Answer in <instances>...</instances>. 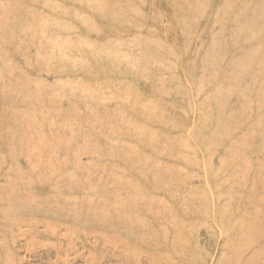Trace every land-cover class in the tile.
<instances>
[{"label": "rangeland", "instance_id": "374dc122", "mask_svg": "<svg viewBox=\"0 0 264 264\" xmlns=\"http://www.w3.org/2000/svg\"><path fill=\"white\" fill-rule=\"evenodd\" d=\"M0 264H264V0H0Z\"/></svg>", "mask_w": 264, "mask_h": 264}, {"label": "bare ground", "instance_id": "6f19581e", "mask_svg": "<svg viewBox=\"0 0 264 264\" xmlns=\"http://www.w3.org/2000/svg\"><path fill=\"white\" fill-rule=\"evenodd\" d=\"M33 201L35 202V199H33ZM55 206H54V210H56V209H60V208H66L67 206H64V205H61V203L59 202V201H55V204H54ZM68 208H69V206H68ZM23 248V247H22ZM24 250V249H23ZM19 251V250H18ZM38 254V253H37ZM67 254H68V252H67ZM35 258V257H34ZM47 259V258H46ZM45 259V260H46ZM48 260V259H47Z\"/></svg>", "mask_w": 264, "mask_h": 264}]
</instances>
